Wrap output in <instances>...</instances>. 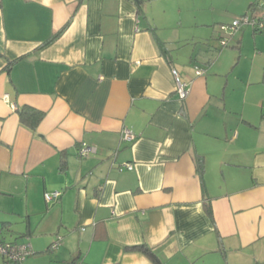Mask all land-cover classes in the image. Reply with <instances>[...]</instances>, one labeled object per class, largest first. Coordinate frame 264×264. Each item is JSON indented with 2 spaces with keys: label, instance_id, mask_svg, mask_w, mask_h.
Here are the masks:
<instances>
[{
  "label": "crops",
  "instance_id": "1",
  "mask_svg": "<svg viewBox=\"0 0 264 264\" xmlns=\"http://www.w3.org/2000/svg\"><path fill=\"white\" fill-rule=\"evenodd\" d=\"M141 2L0 0V232L32 246L22 264H154L141 244L161 264H264V36L241 29L228 45L253 40L251 66L226 64Z\"/></svg>",
  "mask_w": 264,
  "mask_h": 264
},
{
  "label": "rangeland",
  "instance_id": "2",
  "mask_svg": "<svg viewBox=\"0 0 264 264\" xmlns=\"http://www.w3.org/2000/svg\"><path fill=\"white\" fill-rule=\"evenodd\" d=\"M253 2H258V4L256 3V9H258L261 4L260 0H151L149 5H153L154 10L160 9L161 14L166 6L174 11L173 16L170 15V12L162 14V22L168 28V34L171 31L175 34L177 30H181L183 37L191 35L197 36L196 40L191 37L195 42L192 43L193 46L190 47L192 52L194 47H197L196 52L198 53H201V50L207 48L209 51L211 50L216 57L220 56V54L221 56L225 54L223 60L226 64L230 61L236 62L240 60L241 67L243 65L249 68L254 57L255 42L251 39H247L242 43V49L240 48L239 50L236 49L234 45L222 47V39H220V37L223 34L222 36H224V38H229L232 42L233 38L240 30L236 31L234 34H232L231 31L229 35L227 32L224 34L221 29L222 25L233 24L235 21L241 20L248 11L250 3ZM150 10H153V8ZM176 27H178V29H175ZM242 29L252 34L253 29L250 27L243 26ZM240 34L242 36V33ZM260 35L264 36V34H259V36ZM183 51H185V49L180 48L175 52L183 54ZM239 56L241 57L238 58ZM256 66H258V63H256ZM260 68L261 67H256V70ZM245 73H247V70L243 74ZM9 233L10 232L7 233L5 231L1 234V237L3 239L5 238L4 240L6 242L19 239H17L15 235Z\"/></svg>",
  "mask_w": 264,
  "mask_h": 264
},
{
  "label": "built area",
  "instance_id": "3",
  "mask_svg": "<svg viewBox=\"0 0 264 264\" xmlns=\"http://www.w3.org/2000/svg\"><path fill=\"white\" fill-rule=\"evenodd\" d=\"M261 2V4H260ZM259 2V11L254 14H246L243 16L241 20L235 21L233 24L229 25H222L221 29L222 32L229 35V32L231 31L232 34H234L236 31L242 29L243 26L250 27L257 33L264 34V0H260ZM221 45L222 47H226L229 43V38H224L222 36ZM195 71L197 75H203L205 71L196 66ZM173 76L175 78L176 83V92L180 99L185 100L190 95V85L189 83L183 81L181 79L180 74L177 70H172ZM5 101L9 103V96H5ZM134 135L130 132L126 131L123 135L124 141H133ZM95 152L93 148L88 147L87 145H83L81 148V156L87 157L90 153ZM127 170H133V166L131 164H126L124 166ZM61 194L59 192H55L53 194H46V200L47 202H53L56 199H59ZM61 242V237L58 238L57 242H55L52 245V249H56ZM34 254L33 248L30 244H18V243H10L5 242L0 239V255L4 257L8 262L13 264H22L27 258L32 256Z\"/></svg>",
  "mask_w": 264,
  "mask_h": 264
},
{
  "label": "trees",
  "instance_id": "4",
  "mask_svg": "<svg viewBox=\"0 0 264 264\" xmlns=\"http://www.w3.org/2000/svg\"><path fill=\"white\" fill-rule=\"evenodd\" d=\"M136 3H142L141 0H136ZM1 5V4H0ZM255 6L257 4H254ZM253 6V5H252ZM1 7V6H0ZM66 28H64L63 30H61L57 35H55L54 37H52V39H50V41H48L47 43H44L42 45V48L50 45L56 38H58V36H60L64 30ZM241 30V29H240ZM254 31V30H253ZM255 33H257L256 31H254ZM262 34V33H260ZM223 37H220V39H222ZM230 41V39H229ZM229 46V45H227ZM226 46V47H227ZM161 48L164 52V54L168 53V50H167V47L165 46V44H162L161 45ZM28 56H22L14 61H10L9 64H8V69L17 64L18 62L22 61V60H25ZM173 75V73H172ZM174 77V76H173ZM175 80V78H174ZM176 82V81H175ZM177 93V92H176ZM18 114H19V117H20V120L22 122V124H24L25 126L33 129V130H36L37 127L39 126L40 122L42 121V119L44 118V113L40 112V111H37L36 109H33L31 107H23L21 109L18 110ZM197 166H198V173L203 176L204 175V172H205V161L203 159V157H199L198 159V163H197ZM206 211L208 213V215L213 218V210H212V206L211 204H206ZM7 224H11V223H4V225H7ZM8 232H13L11 230L8 229ZM0 239L2 241H5L2 237H1V232H0ZM6 242V241H5ZM10 243H14V242H10ZM19 244V243H18ZM126 250L128 252H135V253H140L144 256H146L148 259H150L154 264H161V261L160 259L158 258V256L156 255L155 251L149 247L147 244H141V245H137V246H132V247H127ZM34 255V254H33ZM31 257V256H30ZM10 263V262H9ZM10 264H13V263H10Z\"/></svg>",
  "mask_w": 264,
  "mask_h": 264
}]
</instances>
